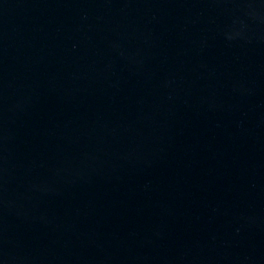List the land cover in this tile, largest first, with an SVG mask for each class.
<instances>
[{
    "label": "water",
    "instance_id": "water-1",
    "mask_svg": "<svg viewBox=\"0 0 264 264\" xmlns=\"http://www.w3.org/2000/svg\"><path fill=\"white\" fill-rule=\"evenodd\" d=\"M0 264H264V0H0Z\"/></svg>",
    "mask_w": 264,
    "mask_h": 264
}]
</instances>
